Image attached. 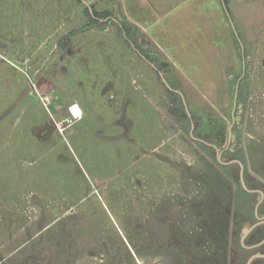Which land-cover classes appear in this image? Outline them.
<instances>
[{"label": "rangeland", "instance_id": "obj_1", "mask_svg": "<svg viewBox=\"0 0 264 264\" xmlns=\"http://www.w3.org/2000/svg\"><path fill=\"white\" fill-rule=\"evenodd\" d=\"M226 1L0 0V264L208 259L228 184L170 88L264 166V0Z\"/></svg>", "mask_w": 264, "mask_h": 264}, {"label": "flooded vegetation", "instance_id": "obj_2", "mask_svg": "<svg viewBox=\"0 0 264 264\" xmlns=\"http://www.w3.org/2000/svg\"><path fill=\"white\" fill-rule=\"evenodd\" d=\"M92 19L97 24L110 22L118 24V20L111 17L102 20L92 16ZM119 28L122 29V26L119 25ZM129 44L135 49V44L130 41ZM66 46L67 44L57 43L55 48L70 54L71 48ZM135 51L145 62L150 63L146 56L136 49ZM157 73L159 75L161 72ZM241 83L244 81L239 78L237 85ZM171 92L181 98L190 122L189 135L193 147L212 164L228 184L224 189L226 194L224 202H220L219 214L216 216L214 211L209 213L211 233L209 241L213 250L203 264H264V166L254 170L249 161L245 140L238 139L236 133L234 137L232 136L234 120L224 145L220 144V140L195 137L197 128L188 114L189 110L187 113L185 109L183 102L185 98L183 100L178 93L180 91L176 89L171 88ZM238 196L242 199L240 207L236 203Z\"/></svg>", "mask_w": 264, "mask_h": 264}, {"label": "water", "instance_id": "obj_3", "mask_svg": "<svg viewBox=\"0 0 264 264\" xmlns=\"http://www.w3.org/2000/svg\"><path fill=\"white\" fill-rule=\"evenodd\" d=\"M222 3H223V0H222ZM223 5H224V3H223ZM87 8L89 9V11H90V13L92 12V10H91V8L89 7V5H87ZM231 24V23H230ZM231 26H232V24H231ZM241 50H242V54H243V46L241 45ZM160 75V77L162 78V82L168 87V88H170V86L168 85V83L166 82V80L163 78V75L160 73L159 74ZM170 90H171V88H170ZM180 95H181V97L183 98V100H184V97H183V95L180 93V92H178ZM236 97H237V91H236V93H235V100H234V108H233V110L235 109V105H236ZM184 102V106H185V109H186V111H187V113H188V108H187V105H186V103H185V100L183 101ZM189 114V113H188Z\"/></svg>", "mask_w": 264, "mask_h": 264}, {"label": "trees", "instance_id": "obj_4", "mask_svg": "<svg viewBox=\"0 0 264 264\" xmlns=\"http://www.w3.org/2000/svg\"><path fill=\"white\" fill-rule=\"evenodd\" d=\"M223 3H224L225 8L227 9V7H226L227 6V1L226 0H223ZM91 10H92L91 13H90V11L88 9L86 10L87 11V15H88L89 18H92V16L100 17L99 14L95 10H93L92 8H91ZM242 57H244V52L242 54Z\"/></svg>", "mask_w": 264, "mask_h": 264}, {"label": "crops", "instance_id": "obj_5", "mask_svg": "<svg viewBox=\"0 0 264 264\" xmlns=\"http://www.w3.org/2000/svg\"><path fill=\"white\" fill-rule=\"evenodd\" d=\"M157 2H161V0H156ZM173 1V0H172ZM79 107V106H78ZM83 115V114H82Z\"/></svg>", "mask_w": 264, "mask_h": 264}, {"label": "built area", "instance_id": "obj_6", "mask_svg": "<svg viewBox=\"0 0 264 264\" xmlns=\"http://www.w3.org/2000/svg\"><path fill=\"white\" fill-rule=\"evenodd\" d=\"M70 109H71V107H70Z\"/></svg>", "mask_w": 264, "mask_h": 264}]
</instances>
